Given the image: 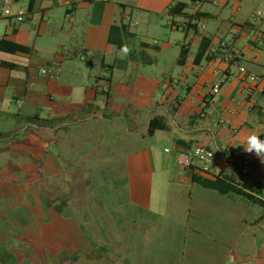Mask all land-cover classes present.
Instances as JSON below:
<instances>
[{
  "label": "crops",
  "instance_id": "1",
  "mask_svg": "<svg viewBox=\"0 0 264 264\" xmlns=\"http://www.w3.org/2000/svg\"><path fill=\"white\" fill-rule=\"evenodd\" d=\"M178 2L187 7L173 17L178 24L173 28L185 29L184 37L175 39L178 52L169 62L174 66L164 65L169 57L164 59L167 51L162 47L168 48L170 40L157 46L144 35L133 50L152 68L163 63L159 75L150 77L136 71L137 59L129 62L117 53L128 49V34L139 26L133 16L139 8L136 2L18 0L14 10L26 8L29 18L13 27L0 10V41L11 42L15 49L0 43V117L7 119L2 138L22 131L23 119L34 115L40 120L56 118V130H67L75 138L73 127L92 121L118 122L128 136L120 143L129 154L127 174L108 183L102 208L97 199L94 208V198H86L83 214L56 212V259L47 252L52 246L43 245L44 254L32 255L27 264H264V205L255 201L264 202V159L243 149L250 133L264 140V9L252 13L253 21L240 23L219 19V9L208 10L210 5L225 7L230 0H202L198 6L193 0H170L154 12L168 24V8ZM209 20L215 24L209 26ZM197 22L206 24L205 32L198 31ZM225 23L238 31L224 35ZM203 40L209 46L202 54ZM223 40L232 44L235 59L226 61L224 51L211 52ZM242 40L247 41L243 47ZM184 51L186 59L180 63ZM114 54L115 63H108L107 57ZM79 60L100 64L111 74L80 77ZM115 66L123 76H115ZM130 66L135 69L131 73ZM241 66L261 81L240 74ZM45 68L48 74L40 71ZM215 70L226 76L220 93L213 96ZM13 102L20 108L17 113L10 109ZM154 118L167 128L149 134ZM91 130L88 126L83 140L92 144L91 153L102 154L103 139L94 145ZM57 136L56 147L61 145ZM196 145L214 151L219 175L175 165L178 151ZM203 178L224 179L252 198L221 193L197 181ZM100 218L113 228L109 237L102 222L93 225ZM230 255H235L234 262Z\"/></svg>",
  "mask_w": 264,
  "mask_h": 264
},
{
  "label": "rangeland",
  "instance_id": "2",
  "mask_svg": "<svg viewBox=\"0 0 264 264\" xmlns=\"http://www.w3.org/2000/svg\"><path fill=\"white\" fill-rule=\"evenodd\" d=\"M131 1L138 3L139 8L134 10L133 16L140 23L138 28H134L128 34V49L124 52L118 50L117 53L124 54L129 62H134L137 59L140 66L136 71L139 74L147 73L146 75L149 77L152 74L159 75L163 63L157 64L159 68H152L142 59L141 53L133 50L139 48L144 35L152 43L155 40L160 44L170 40L169 47L166 48L164 45L162 49L164 52L167 51L163 54L166 56L164 59L167 60L169 57L168 63H164V65L167 68L173 67L174 64L169 62L178 52L175 39L184 37L185 29L170 28L166 24V17L154 12L155 10L160 11L164 3L167 4L170 0ZM263 3V0H230L225 7L210 5L208 10L216 13L219 9V19H230L240 23L245 20L253 21L252 13L264 9ZM238 7H240V11H237ZM208 23L209 26L215 24L214 20H209ZM232 26V23L223 24V34L226 35L225 33H228L230 29H233V32L238 31L236 27ZM246 42L242 40L241 47L246 45ZM151 48L156 50V47L151 46ZM116 56L117 54L107 57V62L114 64ZM78 63L77 65L82 69L80 77L100 73L111 74L109 69L101 68L100 64L91 65L80 60ZM120 69V67H116L115 76H123ZM132 70L135 69H131L130 66V73ZM10 109L14 113L20 110L15 102L12 103ZM4 123H7L6 117L3 119L0 117V130ZM88 126L92 127L94 145L97 139H103L101 146L104 152L102 154L91 153L93 151L92 144L84 141V133ZM72 130L76 132L77 138L69 136L67 130L64 133L59 132V129L56 130V121L51 126L40 123L35 130L36 134L56 142L57 133V138H61V147H56L53 143L44 145L47 148L25 147L23 144L21 146L13 143L0 153V246L2 243L7 244L6 250L9 248L14 252L21 264H27L32 255L36 254L41 257L46 250L42 249L43 245L52 246L47 252L51 251V255L56 259V212L83 214L86 208V198H94L92 202L94 208L97 203L101 204L102 208L101 195L102 193L108 194V190L105 189L108 183L114 182V179L120 175L127 174L125 167L128 160L126 157L129 154L125 152V148L120 146V143L123 138L128 136L126 130L120 127V123L84 122L80 124V127L74 126ZM112 142L115 145L109 146L108 144ZM2 146L4 148L6 145L2 144ZM58 149L61 150L58 152ZM86 150L89 155L88 152H85ZM86 156L88 157L86 158ZM87 180H90V184L87 183ZM114 203L115 201L112 202V204ZM106 211L104 210V212ZM77 219L83 220V217L78 216ZM93 221V225L102 222L100 226L104 235L106 237L111 235L110 231L113 228L107 222L104 223L102 218Z\"/></svg>",
  "mask_w": 264,
  "mask_h": 264
},
{
  "label": "built area",
  "instance_id": "3",
  "mask_svg": "<svg viewBox=\"0 0 264 264\" xmlns=\"http://www.w3.org/2000/svg\"><path fill=\"white\" fill-rule=\"evenodd\" d=\"M18 2V0H0V10L1 14L4 17L10 18L12 20L11 27L16 24H20L26 22L29 18V14L26 8L20 7L17 10H14V5ZM195 5L202 4V0H195ZM259 14H261L259 12ZM171 26L178 25L177 22L173 20H169L168 22ZM183 27L189 26V21L182 24ZM197 28L200 33L205 32L206 24L198 23ZM155 45H160L159 41L154 42ZM218 51H224V59L226 61L233 60L237 57L236 52L234 51L232 44L229 41L223 40L219 43V45L213 46L211 48V52L213 54L218 53ZM42 73L49 72L48 69L40 70ZM239 73L246 75L248 79L254 82L261 81V77L259 75L248 73L247 69L244 66L239 68ZM215 80L211 86L210 93L215 96L218 95L221 91L223 81L225 79L226 74H222L220 70H215ZM106 89V88H105ZM23 101L19 102L20 107L23 105ZM221 123L225 124V120L221 119ZM169 151V149H167ZM175 165L181 170L195 169L204 174L214 173L216 175L220 174V169L215 165V153L211 148H208L204 145H196L191 149H185L178 151L174 158ZM235 255H230V261H235ZM241 264H255L253 260H243Z\"/></svg>",
  "mask_w": 264,
  "mask_h": 264
},
{
  "label": "trees",
  "instance_id": "4",
  "mask_svg": "<svg viewBox=\"0 0 264 264\" xmlns=\"http://www.w3.org/2000/svg\"><path fill=\"white\" fill-rule=\"evenodd\" d=\"M193 1H195V0H193ZM186 7H187V4L182 3V2L172 4L168 8V11H169L170 15L172 16V18H170V19L175 22L176 20L173 17L176 14L183 13L184 10L186 9ZM167 25L170 28H173V26H171L169 24H167ZM0 43L2 46H4L5 43H8L10 46V50L12 52L15 51L13 44L11 42L1 40ZM208 46H209V41L203 40V44L201 46L200 53H202V52L204 53L206 51V49L208 48ZM218 53H219V51H218ZM185 59H186V53L184 51L181 54L179 62L184 63ZM10 67H11V65H10ZM55 121H56V118L40 120L37 115L25 117L23 119V124H24L25 128L22 131L17 132L16 134H14L9 139H3L0 135V147L2 144L6 145L4 148H3V146L0 148V153H2L3 150H6L8 147H10V145L13 143L15 145L24 144L27 146H34V147L37 146V147H43V148H47L44 145H49L52 143L54 145H56V142L54 140L42 138L39 135H37L35 132V130L37 129L35 127V125L39 127L40 123H44L47 126H51L54 124ZM160 128L166 129L167 124L162 119H158V118L152 119L150 124H149V134H153L156 129H160ZM197 181H199L200 183L204 184L207 187H211L213 189H216V190L220 191L221 193L237 192V193H240V194L247 196L248 198H250V197L252 198V196H250V194H248L247 192H244L241 188H238L234 184L227 182L226 180L221 179V178H217L216 180H209V179L203 178V179H197ZM245 187H249V189L251 188V186H245ZM255 201L259 202L261 205H264V202L262 200H255ZM6 248H7V244L2 243L0 246V264H18V260H17L16 255L14 254V252H12L9 248L6 250Z\"/></svg>",
  "mask_w": 264,
  "mask_h": 264
},
{
  "label": "clouds",
  "instance_id": "5",
  "mask_svg": "<svg viewBox=\"0 0 264 264\" xmlns=\"http://www.w3.org/2000/svg\"><path fill=\"white\" fill-rule=\"evenodd\" d=\"M243 149L249 155L264 159V140L256 133H250L246 136Z\"/></svg>",
  "mask_w": 264,
  "mask_h": 264
}]
</instances>
